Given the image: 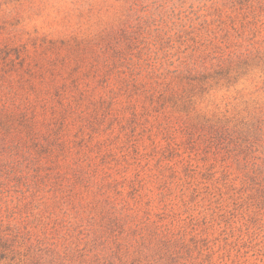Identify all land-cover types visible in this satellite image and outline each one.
Here are the masks:
<instances>
[{"label": "rangeland", "instance_id": "374dc122", "mask_svg": "<svg viewBox=\"0 0 264 264\" xmlns=\"http://www.w3.org/2000/svg\"><path fill=\"white\" fill-rule=\"evenodd\" d=\"M0 264H264V0H0Z\"/></svg>", "mask_w": 264, "mask_h": 264}]
</instances>
